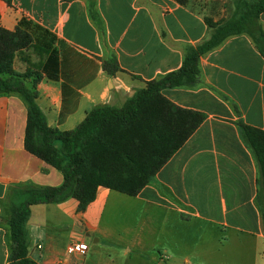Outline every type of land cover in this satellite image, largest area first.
<instances>
[{"label": "crops", "instance_id": "obj_1", "mask_svg": "<svg viewBox=\"0 0 264 264\" xmlns=\"http://www.w3.org/2000/svg\"><path fill=\"white\" fill-rule=\"evenodd\" d=\"M23 21L35 42L55 54L57 79L43 76L37 104L60 132L77 129L96 106L122 108L149 82L182 68L188 52L212 37L203 16L174 0H0L3 29L13 32ZM261 21L264 27V14ZM111 52L120 67L115 76L103 69ZM199 69L194 86L162 92L176 106L206 115L194 135L136 197L100 188L84 211L73 198L34 205L30 260L252 264L249 252L258 258L254 245L264 242L259 168L238 123L264 131V58L248 36H237L201 57ZM27 120L22 98L0 96V264H10L12 255L10 194L64 183L59 171L26 150ZM195 229L200 235L193 241L180 233ZM74 243L89 249L71 253ZM186 246L188 252L178 250Z\"/></svg>", "mask_w": 264, "mask_h": 264}, {"label": "trees", "instance_id": "obj_2", "mask_svg": "<svg viewBox=\"0 0 264 264\" xmlns=\"http://www.w3.org/2000/svg\"><path fill=\"white\" fill-rule=\"evenodd\" d=\"M89 12L101 29L94 4L89 5ZM263 14L264 0H239L232 20L216 25L205 20L216 31L208 42L188 52L182 68L160 81L149 82L122 108L96 106L72 132L50 128L37 104L38 84L43 76L57 79L55 54L35 42L28 31V22L23 21L13 32L0 26V96L22 98L28 111L26 150L64 178L58 188L20 187L10 194L12 215L8 223L13 243L10 264H35L28 257L31 206L73 198L79 202V210L84 211L95 201L100 188L138 196L206 120L205 114L176 106L162 92L198 83L201 57L229 38L248 36L264 58V30L259 23ZM49 56L50 63L45 67ZM16 62L22 64L23 70H16ZM102 62L109 75L120 72L114 52ZM238 126L257 160L258 200L264 223V131L243 123Z\"/></svg>", "mask_w": 264, "mask_h": 264}, {"label": "rangeland", "instance_id": "obj_3", "mask_svg": "<svg viewBox=\"0 0 264 264\" xmlns=\"http://www.w3.org/2000/svg\"><path fill=\"white\" fill-rule=\"evenodd\" d=\"M174 1L179 5L188 7L189 10L193 11L194 13H198L199 15L203 16L207 22L214 25L223 24L225 22L232 20L236 16V11L239 3V0H174ZM261 19L262 16L259 18V23L262 29L264 30ZM211 31L213 35L216 30L211 29ZM15 68L17 71H20L22 69L21 64L17 62ZM14 199H16L15 196ZM33 206H31L30 209H32ZM180 233L188 235L191 241H193V239H197L198 236L200 235L198 234V229L191 230L189 233L187 231H180ZM148 249L153 250V249H157V247L148 248ZM262 249H264V242L254 245L253 250L255 252L259 251L258 258L257 256H255L254 253L252 252L248 253L249 255L248 257L251 260L252 264H264V257L259 255ZM178 250H182L183 252H188L190 250V247L186 246L184 248H178Z\"/></svg>", "mask_w": 264, "mask_h": 264}, {"label": "built area", "instance_id": "obj_4", "mask_svg": "<svg viewBox=\"0 0 264 264\" xmlns=\"http://www.w3.org/2000/svg\"><path fill=\"white\" fill-rule=\"evenodd\" d=\"M88 249V245L84 243H74L70 246V252L74 254H85Z\"/></svg>", "mask_w": 264, "mask_h": 264}]
</instances>
